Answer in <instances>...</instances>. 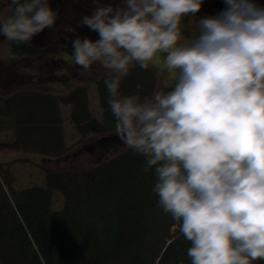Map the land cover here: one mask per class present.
Listing matches in <instances>:
<instances>
[{
    "label": "clouds",
    "instance_id": "clouds-1",
    "mask_svg": "<svg viewBox=\"0 0 264 264\" xmlns=\"http://www.w3.org/2000/svg\"><path fill=\"white\" fill-rule=\"evenodd\" d=\"M203 0H123L81 18L99 39L72 41L74 63L109 71L104 83L122 145L154 169L158 207L190 242V264L264 261V7L224 0L181 43L182 19ZM0 36L31 43L56 23L50 0H13ZM161 54L170 90L122 96L137 65Z\"/></svg>",
    "mask_w": 264,
    "mask_h": 264
},
{
    "label": "trees",
    "instance_id": "trees-1",
    "mask_svg": "<svg viewBox=\"0 0 264 264\" xmlns=\"http://www.w3.org/2000/svg\"><path fill=\"white\" fill-rule=\"evenodd\" d=\"M116 1L117 5L120 1ZM5 2L0 0V20ZM255 3L264 7V0ZM106 5L107 0H99L90 12ZM15 6L11 5L8 17ZM225 8V3L222 7L213 4L211 10L216 16ZM200 11V19L208 17ZM181 34L192 39L199 28L181 30ZM8 47L18 61L43 55L32 42L8 41ZM52 61L62 72L67 66ZM105 74L62 94L45 87L25 88L16 78L0 79V153L23 157L15 163L34 164L44 172L46 183L45 187L17 190L11 163H0V264H190V242L180 234L177 222L158 207V196L152 191L154 169L145 173L144 157L114 143L119 139ZM155 90L154 71L137 65L122 81L120 94L143 100ZM66 121L80 143L92 142L101 149L100 156L97 153L86 167L76 168L72 159L66 161L73 148ZM105 148L109 155H103ZM31 158H40L42 164ZM56 193L64 200L61 210H54Z\"/></svg>",
    "mask_w": 264,
    "mask_h": 264
},
{
    "label": "rangeland",
    "instance_id": "rangeland-1",
    "mask_svg": "<svg viewBox=\"0 0 264 264\" xmlns=\"http://www.w3.org/2000/svg\"><path fill=\"white\" fill-rule=\"evenodd\" d=\"M5 1L6 8L3 12V19L8 17L10 7L13 4V0ZM119 1L116 5V0H107L108 5L106 6L116 8L114 7L116 5L120 7L123 5V0ZM95 2H99V0H50V6L57 12L56 23L51 27V32L45 30L33 38L32 44L43 50V55L37 59L18 61L12 58L9 54L8 40L0 36V66H4V68L0 67V79L10 81L16 78L20 83H23L25 88L45 87L46 90L54 94H62L77 86L89 85V82L97 75L107 73L109 69L98 62L94 63L89 70H84L77 66L72 58V41L77 38H89L93 41L99 39L98 33L91 31L87 26H82L80 23L83 16L92 14L90 11L93 10ZM223 3L224 0H203L200 12L208 17H214L211 10L212 5L216 4L222 7ZM199 21L200 17L197 13L189 15L182 19L181 30L195 32L198 29ZM77 24H80L81 27ZM63 30H67L66 33ZM181 35V43L189 40L185 35ZM65 38L69 42L68 45ZM54 59L66 63L67 66L63 68V72L59 69V64L53 63L52 60ZM163 60L164 55L161 54L150 64L149 69L153 70L157 76V89L167 91L170 89L167 87L169 74L163 67ZM54 79L55 82H49ZM91 106L94 111L98 110L93 98L91 99ZM66 133L69 145L73 146L66 161L72 159L76 168L88 166L97 153L100 156L101 149L93 145L92 142L80 143L81 138L67 121ZM114 143L123 147L121 141H115ZM102 153L104 156L110 154L107 148L103 149ZM19 159H23V157L12 152L3 151L0 153V163H11L10 172L15 179V188L23 190L32 187H45L44 172L32 163H15ZM30 161L35 164H42L40 158H31ZM63 206V197L56 193L54 195V210H61Z\"/></svg>",
    "mask_w": 264,
    "mask_h": 264
}]
</instances>
